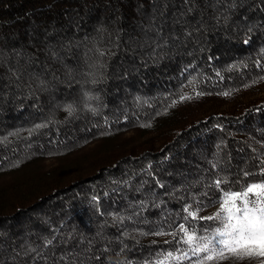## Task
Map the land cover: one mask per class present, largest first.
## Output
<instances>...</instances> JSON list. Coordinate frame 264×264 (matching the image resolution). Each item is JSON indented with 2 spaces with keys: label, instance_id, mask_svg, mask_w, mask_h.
I'll return each mask as SVG.
<instances>
[{
  "label": "trees",
  "instance_id": "obj_1",
  "mask_svg": "<svg viewBox=\"0 0 264 264\" xmlns=\"http://www.w3.org/2000/svg\"><path fill=\"white\" fill-rule=\"evenodd\" d=\"M263 80L264 0H0V264L175 263L264 182Z\"/></svg>",
  "mask_w": 264,
  "mask_h": 264
},
{
  "label": "snow or ice",
  "instance_id": "obj_2",
  "mask_svg": "<svg viewBox=\"0 0 264 264\" xmlns=\"http://www.w3.org/2000/svg\"><path fill=\"white\" fill-rule=\"evenodd\" d=\"M216 184L219 186L220 181H216ZM256 189H260L259 193L249 199V195ZM224 196V202L214 216L202 217L216 220L220 226L215 228L211 237L197 238L201 243L192 249L193 254L208 253L204 257L208 261L223 260L226 254L239 259L254 255L264 257V185L248 186L242 193L225 192ZM189 215L194 217L196 213ZM181 230L187 232L183 225ZM193 240V235H188L186 243L191 244ZM168 257H172V253H168ZM174 259H187V253ZM199 264H203V261Z\"/></svg>",
  "mask_w": 264,
  "mask_h": 264
},
{
  "label": "rangeland",
  "instance_id": "obj_3",
  "mask_svg": "<svg viewBox=\"0 0 264 264\" xmlns=\"http://www.w3.org/2000/svg\"><path fill=\"white\" fill-rule=\"evenodd\" d=\"M237 100L241 99H259V100H264V80L258 84L255 88L252 90L244 91L240 93L237 97ZM50 163V161H47ZM251 185H264V182L261 183H255ZM249 185V186H251ZM247 188H245L243 191H238V192H244ZM260 189L254 190L253 193L249 195V199H253L256 197V195L259 193ZM232 193V192H229ZM225 196L221 198V200L214 206L208 208V209H203L199 211V217H208V216H214L221 207V204L224 202ZM210 221L211 225L213 226L212 229H207L202 232H197V231H190V232H184L185 237L183 238V243L180 247H182V251L179 252L178 256H181L185 253H187V259L184 260H176L175 263H170V264H199L200 261H203V264H264V257H261L259 255H254L251 257H244L242 259L236 258L234 256H230L226 254L225 259L223 260H218V259H213L211 261L205 260L204 257L208 255V253H200L199 255H194L192 252V249L196 247L198 243H201L200 240L197 238L200 237H211V234L215 230L216 227L220 226L219 222L216 220H208ZM187 230V229H186ZM196 233V234H195ZM201 233V234H200ZM200 234V235H199ZM188 235H193L194 240L191 244L186 243L187 241V236ZM176 256V257H178ZM168 263V264H169Z\"/></svg>",
  "mask_w": 264,
  "mask_h": 264
}]
</instances>
